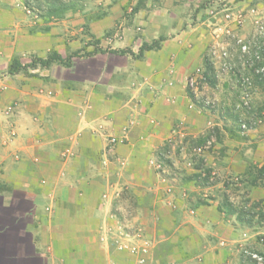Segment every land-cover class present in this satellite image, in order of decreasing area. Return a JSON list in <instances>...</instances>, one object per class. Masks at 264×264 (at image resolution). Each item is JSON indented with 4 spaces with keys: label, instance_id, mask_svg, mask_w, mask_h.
<instances>
[{
    "label": "crops",
    "instance_id": "obj_1",
    "mask_svg": "<svg viewBox=\"0 0 264 264\" xmlns=\"http://www.w3.org/2000/svg\"><path fill=\"white\" fill-rule=\"evenodd\" d=\"M82 81L59 102L38 98L16 114L10 140L0 125V264H225L221 245L236 227L213 199L216 186L212 197L198 193L206 204L179 206V191L150 167L175 124L195 118L183 85L114 80L108 98L96 80ZM219 145V171L264 164L260 149L242 158ZM125 188L137 201L130 218ZM247 192L257 201L264 187Z\"/></svg>",
    "mask_w": 264,
    "mask_h": 264
},
{
    "label": "rangeland",
    "instance_id": "obj_2",
    "mask_svg": "<svg viewBox=\"0 0 264 264\" xmlns=\"http://www.w3.org/2000/svg\"><path fill=\"white\" fill-rule=\"evenodd\" d=\"M60 1L69 9L55 21L45 23L44 9L32 8L31 12L22 0H0V125L6 131L3 141L16 134L12 123L16 114L32 108L38 98L59 102L58 95L74 92L81 80H96V92L108 98L112 96L109 84L114 80H167L168 86L183 85L195 118L175 124L172 134L178 140L170 146V164L160 163L154 156L150 167L164 188L179 191V206L190 207L202 194H214L213 199L221 204L224 193L235 205L241 204L248 194L249 173H256L251 167L257 165L249 161L241 175L219 171L221 161L215 155L220 145L214 141L213 133L195 150V155L188 153L182 143L185 136L197 138L210 127L224 125L217 111L212 113L193 103L188 86L191 82L196 100L205 98L204 106L210 101L219 105L237 94L249 95L253 100L264 97V92L259 91L237 92L235 81L253 79L249 70L253 57L264 50V0ZM54 52L64 63L42 66L40 60ZM13 59L21 64L17 72L9 70ZM206 60L213 68L211 78L217 80L213 88L199 82L203 80ZM224 83H228L227 87ZM148 87L151 91L152 86ZM220 143L229 150L237 148L235 152L242 158L257 149L263 154L264 118L246 130L242 139L223 136ZM180 146L184 148L178 151ZM241 147L243 150H239ZM163 158L166 160L164 154ZM195 165L200 168L193 169ZM207 169L210 172L205 181ZM186 171L201 173V178L193 181L194 186L185 184L180 173ZM230 181L235 184L229 185ZM212 185L217 189L208 194ZM123 199L125 217L130 218L136 214L133 210L137 201L127 188ZM225 218L236 227L235 239L221 245L228 255L225 264H264V221L254 216L239 222L226 213Z\"/></svg>",
    "mask_w": 264,
    "mask_h": 264
},
{
    "label": "trees",
    "instance_id": "obj_3",
    "mask_svg": "<svg viewBox=\"0 0 264 264\" xmlns=\"http://www.w3.org/2000/svg\"><path fill=\"white\" fill-rule=\"evenodd\" d=\"M25 5L29 8L31 12H33L32 8H36L37 10L44 9L43 14V22H52L63 15L69 8L68 6L60 0H32V2L37 5L33 6L30 4L31 0H22ZM43 3H46V6H43ZM49 27H45L47 30ZM53 62L64 63V59L58 53L50 54L45 60H40V64L44 67L49 66ZM204 72L202 73L203 80H200V84H206L209 87H216L217 80L215 78H211L210 74H212L213 68L209 61H205ZM21 69V64L18 60L13 59L10 64L9 70L11 72H17ZM251 73L253 74V79L251 80H235L237 81V92H264V50L260 49L257 54L253 57L252 65L250 66ZM235 73V72H233ZM234 75V74H233ZM228 83H224L223 86L227 87ZM191 86H188V93L190 98L193 100V103L203 110H208L214 113L217 111L219 113L220 120H223L224 125L219 128L218 125L210 127L208 131L203 136H199L197 138H192L189 136H185L182 143L187 147L188 153L191 155H195V150L205 144L211 138L212 133L215 134V140L217 144H220L222 137L227 136L231 140L242 139L246 130L254 128L255 125L264 118V97L260 99L253 100L249 98V95L240 96L236 95L230 101H222L221 104H214L213 101L206 102L207 105L204 106L203 102L205 98H202V101H198L195 98V94L191 91ZM230 89V88H228ZM213 110V111H212ZM225 120V121H224ZM229 121V122H227ZM178 139L171 138L167 140L163 146L156 150L155 156L158 157L160 163L164 162L166 164H170V146L174 144ZM184 147L180 146L179 149ZM218 153L215 155L218 158H222L225 156L224 148H220L217 150ZM208 152L211 150L209 148ZM213 153H215L213 151ZM212 153V154H213ZM163 154L166 156V160L163 158ZM214 155V154H213ZM157 164L160 167V163ZM200 166H194L193 169H199ZM251 168L256 170L254 175L249 173V179L246 181L249 188L263 186L264 187V164L261 166H252ZM163 170H158V173H162ZM210 170H205L204 176L209 174ZM183 177L185 183L190 181H196L201 178V173H180ZM206 181V177L204 178ZM235 184L234 182H229V185ZM222 203L219 205V211H222L228 215L235 216L236 220L239 222H247L245 219H250L254 216H257L260 220L264 221V196L257 200L252 201L247 195H245L241 204L235 205L234 202L231 201L230 196L227 194H223ZM198 205L206 204L203 198H199Z\"/></svg>",
    "mask_w": 264,
    "mask_h": 264
},
{
    "label": "built area",
    "instance_id": "obj_4",
    "mask_svg": "<svg viewBox=\"0 0 264 264\" xmlns=\"http://www.w3.org/2000/svg\"><path fill=\"white\" fill-rule=\"evenodd\" d=\"M190 85H192L191 82H190ZM115 141H116L115 138H110L111 143H114Z\"/></svg>",
    "mask_w": 264,
    "mask_h": 264
}]
</instances>
